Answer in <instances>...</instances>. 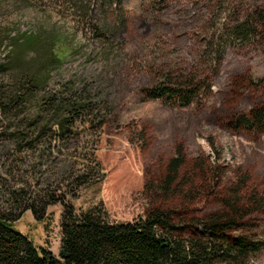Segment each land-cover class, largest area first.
I'll return each instance as SVG.
<instances>
[{
    "label": "rangeland",
    "instance_id": "rangeland-1",
    "mask_svg": "<svg viewBox=\"0 0 264 264\" xmlns=\"http://www.w3.org/2000/svg\"><path fill=\"white\" fill-rule=\"evenodd\" d=\"M245 25L253 29L249 38L238 33ZM23 32L35 43L14 48L24 66L53 49L63 62L49 88L80 77L104 94L112 113L103 132L86 123L81 143L44 147L42 163V150L17 154L0 126V211L7 216L45 192L76 214L97 208L111 221L134 222L154 201L152 188L179 145L191 164L206 157L229 165L226 186L238 173L264 187V134L229 126L264 103V0H0V40ZM211 44L217 56L224 52L221 63H214ZM193 76L210 88L191 105L144 93ZM92 153L100 166L91 165ZM195 208L197 217L220 210L206 198ZM62 213V204L52 205L38 222L28 211L15 227L59 256ZM254 222L251 236L264 243V217ZM250 264H264V247Z\"/></svg>",
    "mask_w": 264,
    "mask_h": 264
},
{
    "label": "trees",
    "instance_id": "trees-1",
    "mask_svg": "<svg viewBox=\"0 0 264 264\" xmlns=\"http://www.w3.org/2000/svg\"><path fill=\"white\" fill-rule=\"evenodd\" d=\"M252 32L246 25L238 28L245 38ZM20 43L27 49L35 45L31 33H10L0 40L1 136L12 142L15 152L50 150L56 143L59 151H64L82 142L86 123L91 126L88 131L103 132L107 115L112 113L104 94L75 76L62 82L60 88L50 89L51 74L63 60L52 49L44 60L24 66L13 53ZM211 50L214 63H221L224 52L220 50L217 56L219 50L213 44ZM198 82L193 76L177 84L161 83L144 93L151 100L188 106L209 91V85ZM229 126L264 134V103ZM42 151L38 154L41 163L46 155ZM20 159L19 166L25 164ZM89 159L91 165L100 166L96 153ZM218 162L212 164L209 158L199 157L191 164L184 147L177 146L165 174L152 188L154 201L134 222L111 221L97 208L76 214L73 206L45 192L29 198L17 216L0 211V264H250L252 256L264 247L251 236L250 228L257 217H264V187L238 173L226 186L231 168ZM14 165L11 161L9 169ZM20 190L12 197L19 198L24 189ZM205 198L213 199L220 210L197 217L195 206ZM58 203L63 205V213L61 247L56 256L49 249L38 248L15 224L28 211L44 222L47 209Z\"/></svg>",
    "mask_w": 264,
    "mask_h": 264
}]
</instances>
